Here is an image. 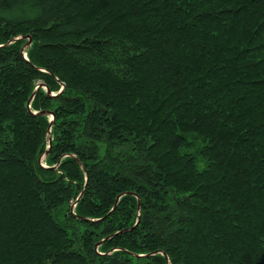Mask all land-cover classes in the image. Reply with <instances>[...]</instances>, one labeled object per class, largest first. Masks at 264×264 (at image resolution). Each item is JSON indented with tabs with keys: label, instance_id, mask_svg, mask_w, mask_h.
Wrapping results in <instances>:
<instances>
[{
	"label": "trees",
	"instance_id": "16d2710c",
	"mask_svg": "<svg viewBox=\"0 0 264 264\" xmlns=\"http://www.w3.org/2000/svg\"><path fill=\"white\" fill-rule=\"evenodd\" d=\"M0 264H264V0H0Z\"/></svg>",
	"mask_w": 264,
	"mask_h": 264
},
{
	"label": "water",
	"instance_id": "95a60500",
	"mask_svg": "<svg viewBox=\"0 0 264 264\" xmlns=\"http://www.w3.org/2000/svg\"><path fill=\"white\" fill-rule=\"evenodd\" d=\"M29 37V41H28V43L26 44V46L24 47V49L26 48V47H28L31 43H32V38L30 37V36H28ZM40 86H43V87H45V88H47V86L44 84V83H40L39 84V87ZM63 88H64V85H63ZM47 90H48V93L50 94V95H55L54 93H52L51 92V90L50 89H48L47 88ZM35 94V93H34ZM33 98H34V95H32V97L30 98V100L28 101V105H29V107H30V103H31V101L33 100ZM45 113V111H42L41 112V114H44ZM34 114H37L36 112L34 113ZM52 116H53V119H54V114H52ZM52 141V138H50V142ZM46 154H48V152L46 153Z\"/></svg>",
	"mask_w": 264,
	"mask_h": 264
}]
</instances>
